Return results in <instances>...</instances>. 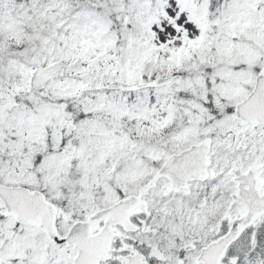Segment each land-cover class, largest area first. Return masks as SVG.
I'll list each match as a JSON object with an SVG mask.
<instances>
[{
  "label": "snow or ice",
  "instance_id": "1",
  "mask_svg": "<svg viewBox=\"0 0 264 264\" xmlns=\"http://www.w3.org/2000/svg\"><path fill=\"white\" fill-rule=\"evenodd\" d=\"M0 264H264V0H0Z\"/></svg>",
  "mask_w": 264,
  "mask_h": 264
}]
</instances>
